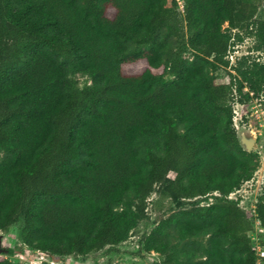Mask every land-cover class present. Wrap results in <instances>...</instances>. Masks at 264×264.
<instances>
[{"label": "trees", "instance_id": "trees-1", "mask_svg": "<svg viewBox=\"0 0 264 264\" xmlns=\"http://www.w3.org/2000/svg\"><path fill=\"white\" fill-rule=\"evenodd\" d=\"M260 1L0 0V233L20 218L29 250L85 256L126 240L167 180L172 197H215L149 231L163 264L264 261V188L251 208L231 199L258 166L233 102L262 90V63L215 75L235 36L264 41Z\"/></svg>", "mask_w": 264, "mask_h": 264}, {"label": "rangeland", "instance_id": "rangeland-1", "mask_svg": "<svg viewBox=\"0 0 264 264\" xmlns=\"http://www.w3.org/2000/svg\"><path fill=\"white\" fill-rule=\"evenodd\" d=\"M262 18H264V0L260 1L256 13V20ZM226 26L227 23H224L223 27ZM235 31L232 30V33L234 34ZM241 36V39L235 36L228 55V64L215 71L217 77L223 78L229 72L235 73L234 67L243 56L245 64L250 65L256 61L262 63L260 67L264 72V41L254 34L243 33ZM185 56H190V52L187 51ZM166 77L171 79L173 76L168 74ZM72 79L77 88L91 83V78L88 75L78 72L72 74ZM233 113L238 135L244 133L254 137L251 150L257 153L258 166L251 180L243 182L240 189L232 194L231 199L238 201L244 208H251L259 190L264 188V84L258 95H253L243 102L234 101ZM2 156L3 152L0 151V158ZM170 176L171 174L168 175V177ZM166 181L155 187V191L149 197L146 216L138 221L126 240L115 246H105L85 256L68 258L64 264H163V257L146 246L149 231L171 209L187 207L196 202L207 203L215 197L213 193L194 199L175 198L164 192ZM21 223L19 218L13 225L0 233V249L6 246L14 248V253L10 256L13 264H27L37 259V253L29 250L20 242ZM255 225L251 234L254 244L257 245L259 232L256 223ZM257 264H264V261L259 260Z\"/></svg>", "mask_w": 264, "mask_h": 264}, {"label": "built area", "instance_id": "built-area-1", "mask_svg": "<svg viewBox=\"0 0 264 264\" xmlns=\"http://www.w3.org/2000/svg\"><path fill=\"white\" fill-rule=\"evenodd\" d=\"M263 229H264V226H263ZM0 250L3 251L5 249L3 248ZM33 252L37 253V259L29 262L31 264H33V263L41 264L42 261H48L50 264H61V263H65V261H67V259H57V258H53V257H48L46 253H43L41 251H33ZM261 253L264 255V249L261 250Z\"/></svg>", "mask_w": 264, "mask_h": 264}, {"label": "water", "instance_id": "water-1", "mask_svg": "<svg viewBox=\"0 0 264 264\" xmlns=\"http://www.w3.org/2000/svg\"><path fill=\"white\" fill-rule=\"evenodd\" d=\"M238 136H239V141L242 144V146L245 148V150L251 151L252 145L254 143V137H252L250 135H246L244 133H241Z\"/></svg>", "mask_w": 264, "mask_h": 264}]
</instances>
